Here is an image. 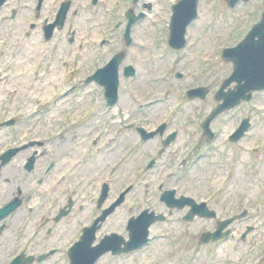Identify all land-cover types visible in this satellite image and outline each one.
Here are the masks:
<instances>
[{
  "label": "rangeland",
  "instance_id": "1",
  "mask_svg": "<svg viewBox=\"0 0 264 264\" xmlns=\"http://www.w3.org/2000/svg\"><path fill=\"white\" fill-rule=\"evenodd\" d=\"M176 1L139 0L133 4V0H98L96 5L89 4L87 8L74 7L79 13L74 15L75 20L70 19L73 21L72 23L77 24L78 21L81 22L83 16L82 22H85L92 32L96 30L95 36L99 37L104 26L109 25L108 27L113 29L114 24L121 19L124 20L120 31L124 33L127 23L125 16L127 10L132 8L135 14L141 11L146 13L145 18L133 26L131 35L134 42L131 43L130 48H127L126 41L122 37L123 40H120L116 47L111 48L109 55L113 54V57L123 52L125 56L122 64L125 66L132 63L134 57L141 58L140 64L143 67V73L128 84L130 86L137 85L139 96L142 97L145 92L147 98L156 101L153 107L144 111L145 122L161 123L162 120L173 114L169 119L171 130L176 129L180 134L178 139L180 147L185 146V144L188 145L185 146L184 150L181 149L182 152L179 154L175 152L178 147L176 146L171 148L169 155L163 156L159 150L156 151V142L149 141L150 143L141 147L137 160L134 162L132 159L135 153L132 154L131 152L128 162L118 170L116 182L113 184L112 196H109L106 203H113L119 197L120 192L126 188L131 180L133 171L140 169L147 159L157 156L160 161L154 169L145 174L140 185L136 186L135 190L127 195L125 201L110 215L111 217L107 220L98 237H103L104 234L111 232L125 236L128 234L126 228L128 220L132 216L137 217L144 210H149V213L155 212L157 215L164 214L167 216V221L157 222L151 226L150 234L157 235L158 238L141 251L120 259L104 256L97 264H165L166 262L176 264H264L259 260L260 256L264 255V188L263 192L261 191V187L264 185V91L254 93L250 102L242 103L239 107L214 120L212 128H218L219 136L213 144L219 148L212 147L210 144L205 157L189 169L182 171H173V167L170 169L174 162L184 158V155L180 156V154L185 153L184 151L202 136L201 123L204 116L217 106L218 101H216L215 94L225 78L233 72V64L222 60L220 58L221 52L224 47L238 43L239 39L260 20L264 10L263 0L241 1L234 9L228 7L226 0H200L199 18L189 30L190 43L188 48L185 51H169L167 50V40L172 16L171 7ZM54 3L55 1L50 0L48 7ZM149 3L152 4L150 8L144 7ZM57 9V6L54 7V10L49 9L52 21L58 12ZM9 12L10 9L6 10L4 16H7ZM20 15L22 18L17 26V34L19 35L14 38L10 48V53L13 54L11 69L5 73L8 60L1 67L3 72L0 76V115L9 116L14 112L13 114L17 117L27 121L22 126L23 130L25 127H31L32 133L38 135V132L42 130L45 132L56 130L57 124L62 121V114L64 115L68 107L73 105V110L75 107H80L84 111L94 102L90 95H96V89L70 94L58 106L54 107L51 104L42 109L38 102L43 98L47 99L49 94L59 87L55 79L50 78L53 82L49 81V85H53V88L48 87L47 95L45 87L38 90L34 89L36 92L29 99L27 108L19 105V108H17L18 106L13 107V112H11L12 110L7 111L8 98L13 102L14 98L18 99L19 97V95L13 94L16 92L15 85L20 82L14 80L13 77L20 76L22 83L20 85H22L21 90L23 91L24 81L27 77H25V73L20 74L21 68L18 69L21 64L27 66L31 63V60L37 56L44 39L41 25H39L36 30L37 35H39L37 38H40L38 49H33L32 44L35 41L30 38L35 39L36 33L30 34L31 37L27 38L23 35L31 16L23 15L22 10H20ZM9 24H0L3 26V36ZM82 25L84 26V23ZM84 28L82 27L81 32L84 31ZM116 34L114 33V35ZM140 43L144 48L140 45L138 47ZM30 44L32 48L25 58L22 54L25 53V49ZM50 44L52 50L50 58L52 69L50 70L52 74L54 71L59 76L71 66L74 45L70 43L68 31L64 41L59 42L56 35ZM90 48L92 45L87 42L85 66L92 59L89 58ZM104 53L105 51L102 52V54ZM56 60L61 63L59 68L55 67ZM16 62L17 65H15ZM89 68L90 70L86 74L93 70L91 64ZM177 72L182 73V76L177 77ZM198 85L205 86L206 97L204 99L187 98V89H195ZM235 85L236 83H233L230 88L233 89ZM121 86L120 101H123L129 97V93L125 89L126 80L123 76ZM43 95H46V98ZM80 102L84 104H80ZM130 104L120 102L114 107H109L103 93L100 92L99 102L96 110H94L98 118H93L92 121V124L95 123V130L92 127V133L101 134L98 145L100 150L103 149L110 154L107 145L104 147L102 144L108 138L111 126L112 131H114L115 128L126 123L125 118L131 112L130 109L137 107L135 102L134 106ZM133 110L134 108L132 109V112H135L134 115L140 114L137 109ZM53 116L59 117L55 119ZM59 118L61 119L59 120ZM244 118L250 119L252 124L250 130L236 144L230 143V134ZM110 119L113 120L110 121ZM23 120L21 119V121ZM122 120L123 122H121ZM1 129L2 135L5 136L7 133L13 135V128L3 127ZM132 131L136 134L134 130ZM21 136L23 138L24 135L22 133L17 135V137ZM30 136L35 137V135ZM131 143H133L131 147L137 148L133 139H130L128 146ZM254 148L256 152L253 151ZM96 158L98 155L94 157V159ZM110 160L113 159L109 157ZM84 170L92 177L95 175L89 167L84 168ZM174 188H176V198L186 196L194 199L197 203H200L198 196L202 200H206L205 198L216 190L218 195L214 197V206L212 204L211 206L219 210L218 216L214 219L196 217L193 221H185L184 216L188 213L189 207L170 209L161 201L162 192ZM244 209H247L248 213L243 219L236 222L237 228L234 231L236 235L234 238L230 236L223 241L208 245L201 243L199 237L201 233L215 230L219 220L229 218L232 214L242 212ZM249 227L252 230L247 232ZM241 234H246V237L243 239L240 237ZM42 264H49V262ZM53 264L58 263L55 261Z\"/></svg>",
  "mask_w": 264,
  "mask_h": 264
},
{
  "label": "flooded vegetation",
  "instance_id": "2",
  "mask_svg": "<svg viewBox=\"0 0 264 264\" xmlns=\"http://www.w3.org/2000/svg\"><path fill=\"white\" fill-rule=\"evenodd\" d=\"M53 1L55 3L48 7L50 0H0V24L6 25L10 23L4 36L3 26L0 25V76L3 72L1 67L7 60L9 63L5 73L11 69L13 54L10 53V48L14 38L19 35L17 34V26L22 18V15H20V10H22L23 15L31 16L26 24L24 37L27 38L30 34L34 35L38 26L41 25L44 38L37 56L25 68L29 72H36V77H40L43 73L46 74L47 78L52 77L54 71L52 74L50 70L52 69L50 67L52 65L50 60L52 55L50 42L53 41L56 35L59 42L64 41L68 31L70 43L74 45L73 53H78V56L74 62L75 69L71 75L72 78L67 83H71L69 85L70 88L77 92H89L95 88L96 95H90L94 102L90 105H96L97 107L100 92L104 96V90L95 79L91 80V77L112 58L113 54L109 55L110 50L112 47H116L120 40H123V33L120 31L118 36L119 31H117L116 35L110 34L107 38L96 37V30L92 32L85 22L83 26V23L79 24L77 22L75 24L70 21V19L75 20L74 15L79 13L75 9L76 7L87 8L89 4L96 5L98 0ZM65 5H69L66 21L59 27L58 18L56 20L57 12L52 21L50 10H54V7L57 6V10L60 11ZM8 9H10V12L7 16H4ZM42 15L44 16L41 19ZM82 27H85L83 32H81ZM118 29L120 30V26L116 28V30ZM86 34H89L86 38L91 39L93 37V39L92 42H88L92 45V48H90L91 53L89 54V58L92 59L85 66L84 60L87 58L83 52L86 50L87 43L86 41L82 42V36ZM38 36L37 33L35 34V39L30 36V39L35 41L32 44L34 46L33 49H38V40L40 39L37 38ZM71 44L70 46L72 47ZM32 45L30 44L25 49V53L22 56L27 57ZM104 51L105 53L102 54ZM41 56L44 59H41V63L38 64ZM59 57L61 58V56ZM132 62H136V60L133 59ZM90 64L93 66V70L86 74L90 70ZM128 64L134 65L136 63ZM60 65L59 60H56L55 67L59 68ZM39 66L41 69H38ZM22 67L24 66L21 64L18 70ZM30 76L31 74L29 73L24 81L25 84ZM19 77L16 75L13 78L21 83ZM60 78H63V73H60ZM135 79L136 77L132 80ZM59 83L63 85L64 81H59ZM129 97L120 101L119 95L116 105L120 102H124V104L132 102L130 105H133L134 102L136 103V99L132 95H129ZM80 104L84 103L80 102ZM73 109L71 106L70 116H66L63 122L59 121L56 126V132H45L42 130L38 132L39 137L32 132L22 133L24 135L23 138L22 136L17 137L20 133L16 131H19L21 127L17 123V119H12L9 125L16 129L12 131L13 135L7 133L5 137L0 133V209L16 204L14 211L0 220V264H9L19 254H22L23 258L26 259V264H42L44 262L53 264L55 261L58 264H65L67 251L80 239L83 229L93 224L104 208L112 204L111 202L106 203L109 200V196H112L110 187L112 181L116 180L118 176L114 175L112 171L108 181V194L102 207L98 206L97 201L100 189L96 184V175L101 171L105 173L110 171L109 165H112V161L108 159L103 161V159L108 157V154H106L105 150H100V146H98L101 134L92 133L93 128L95 130V123L92 125L93 118H98L94 111L96 109L92 110L89 118L83 116L87 107L84 111L80 107ZM134 113L131 112L127 116L128 121L122 126L115 128L114 131H112L111 126L109 136L105 143L102 144L107 145L110 156L119 152L120 156H122L121 158H123L121 166L128 162L131 152L132 154L135 153L132 161L137 160L141 147L146 143H150L149 141L146 143L141 142V133L138 132V129L143 127L153 131L157 128L155 122L153 123L154 126H152L153 121L146 123L140 116L141 113L139 115H134ZM8 120L6 118L4 121L8 122ZM170 126L171 124H166L164 132L159 133L154 139L150 140L156 142V151L159 150L161 152L163 150V142L172 132L171 130L169 131ZM120 128L123 132L115 133V130ZM129 131L132 132L128 133ZM30 135H35V137L32 138ZM179 137L180 134L178 133L174 142H177ZM130 139H133L135 145L139 146H136L137 148L131 147L133 143L128 146ZM185 145L188 146L187 144ZM14 149L19 150L11 157L9 162L2 160V155L5 152ZM112 149L113 151H111ZM167 151L168 148L162 152L163 156H166ZM97 155L98 158L94 159ZM31 158H34L33 166L28 169L27 164ZM158 162L157 160L154 166H157ZM86 167L94 171L95 175L93 177L85 173L84 168ZM105 173L104 176H108ZM95 187L97 188L95 189ZM4 213L5 211L0 212V216H3ZM110 217L108 216L102 223L100 231ZM30 257L31 261H28L27 259ZM41 258L43 259L41 260Z\"/></svg>",
  "mask_w": 264,
  "mask_h": 264
},
{
  "label": "water",
  "instance_id": "3",
  "mask_svg": "<svg viewBox=\"0 0 264 264\" xmlns=\"http://www.w3.org/2000/svg\"><path fill=\"white\" fill-rule=\"evenodd\" d=\"M137 1V0H134ZM199 0H180L173 6L174 15L171 22V33L169 43L174 49H181L185 45L184 35L187 26L197 18V8ZM240 0H227L229 7L233 8ZM246 1V0H244ZM129 17V24L127 28V36L130 35L132 25L144 17L140 14L138 17L134 16L132 11L127 13ZM225 61H232L234 63V73L222 85L221 89L216 95L218 101L223 100L217 109L204 122L203 128L206 134H210L209 125L211 121L225 110H229L239 105L242 100H250L253 91L264 90V13L261 21L256 24L247 38L237 47L226 49L223 53ZM120 57H116L112 61V75L116 78ZM233 82H237L234 90L225 92V89ZM117 89V88H115ZM113 88V92L115 91ZM197 92H193V96ZM206 93L201 94L204 97ZM248 119L244 120L242 127L236 134L235 140L239 139L248 129ZM173 194L166 193L162 200L170 207L178 206L183 208L185 203L174 201ZM117 205V204H116ZM197 211H193L188 216H194ZM200 215H204L201 211ZM146 212L138 219H132L129 224L131 231V240L126 244L124 249L120 248L119 242L115 235L106 237L101 244L96 247H91L95 240V230L88 231L83 240L70 252L71 264H95V262L105 253L112 250L114 254L127 253L142 248L148 242V228L156 221V218H148ZM153 216V214L151 215ZM211 234H209L210 236ZM216 235V234H215ZM213 235V236H215ZM214 239H218L215 236Z\"/></svg>",
  "mask_w": 264,
  "mask_h": 264
}]
</instances>
